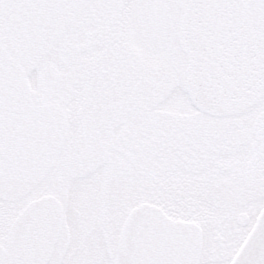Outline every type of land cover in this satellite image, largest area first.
I'll use <instances>...</instances> for the list:
<instances>
[{
	"label": "snow or ice",
	"instance_id": "snow-or-ice-1",
	"mask_svg": "<svg viewBox=\"0 0 264 264\" xmlns=\"http://www.w3.org/2000/svg\"><path fill=\"white\" fill-rule=\"evenodd\" d=\"M0 264H264V0H0Z\"/></svg>",
	"mask_w": 264,
	"mask_h": 264
}]
</instances>
